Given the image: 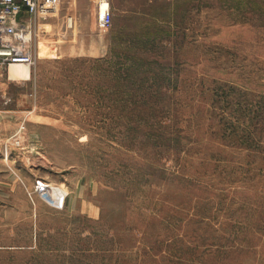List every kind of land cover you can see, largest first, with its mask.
<instances>
[{
  "label": "rangeland",
  "instance_id": "obj_1",
  "mask_svg": "<svg viewBox=\"0 0 264 264\" xmlns=\"http://www.w3.org/2000/svg\"><path fill=\"white\" fill-rule=\"evenodd\" d=\"M109 3L0 68V264H264V0Z\"/></svg>",
  "mask_w": 264,
  "mask_h": 264
},
{
  "label": "built area",
  "instance_id": "obj_2",
  "mask_svg": "<svg viewBox=\"0 0 264 264\" xmlns=\"http://www.w3.org/2000/svg\"><path fill=\"white\" fill-rule=\"evenodd\" d=\"M59 4L60 0H0V68L9 70L15 65L33 66V40L37 22L56 15ZM103 6L106 8L103 9ZM112 20L109 0H99V28L109 29ZM52 189L44 181H38L34 194L60 210L68 194L59 192L56 195Z\"/></svg>",
  "mask_w": 264,
  "mask_h": 264
},
{
  "label": "bare ground",
  "instance_id": "obj_3",
  "mask_svg": "<svg viewBox=\"0 0 264 264\" xmlns=\"http://www.w3.org/2000/svg\"><path fill=\"white\" fill-rule=\"evenodd\" d=\"M105 8H106V6H103V9H105ZM16 66H24V65H15V66H12V67H10V68H11V69H12V68L15 69ZM9 71H10V69H9Z\"/></svg>",
  "mask_w": 264,
  "mask_h": 264
},
{
  "label": "crops",
  "instance_id": "obj_4",
  "mask_svg": "<svg viewBox=\"0 0 264 264\" xmlns=\"http://www.w3.org/2000/svg\"><path fill=\"white\" fill-rule=\"evenodd\" d=\"M15 76L19 75L20 73L16 70L15 72ZM17 79H14V81H16Z\"/></svg>",
  "mask_w": 264,
  "mask_h": 264
}]
</instances>
